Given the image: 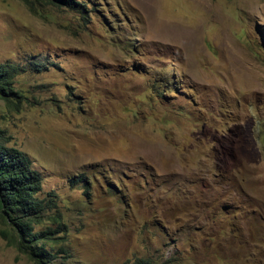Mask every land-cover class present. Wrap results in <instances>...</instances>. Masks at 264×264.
<instances>
[{"label": "rangeland", "instance_id": "1", "mask_svg": "<svg viewBox=\"0 0 264 264\" xmlns=\"http://www.w3.org/2000/svg\"><path fill=\"white\" fill-rule=\"evenodd\" d=\"M74 1L0 0L52 264H264V0ZM13 236L0 264H33Z\"/></svg>", "mask_w": 264, "mask_h": 264}, {"label": "trees", "instance_id": "2", "mask_svg": "<svg viewBox=\"0 0 264 264\" xmlns=\"http://www.w3.org/2000/svg\"><path fill=\"white\" fill-rule=\"evenodd\" d=\"M52 1L74 9L83 6L74 0ZM13 83L11 71L0 63V99L11 101L10 95L17 94L13 89ZM42 179L34 161L11 145L7 134L0 129V221L12 227L13 243L33 261V264H52L55 260V251L50 242L56 238L53 236L55 231L49 227L46 229L34 227L35 224L42 223L46 215L47 205L40 197ZM132 264L165 263L155 258L140 257Z\"/></svg>", "mask_w": 264, "mask_h": 264}]
</instances>
